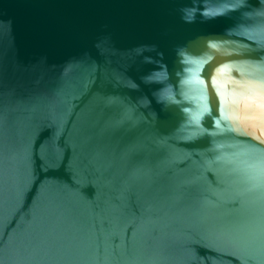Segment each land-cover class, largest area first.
<instances>
[{
    "label": "water",
    "instance_id": "water-1",
    "mask_svg": "<svg viewBox=\"0 0 264 264\" xmlns=\"http://www.w3.org/2000/svg\"><path fill=\"white\" fill-rule=\"evenodd\" d=\"M0 264H264V0H0Z\"/></svg>",
    "mask_w": 264,
    "mask_h": 264
}]
</instances>
